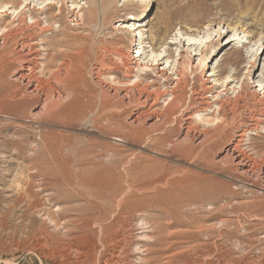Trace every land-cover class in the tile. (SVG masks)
Wrapping results in <instances>:
<instances>
[{"label":"rangeland","instance_id":"rangeland-1","mask_svg":"<svg viewBox=\"0 0 264 264\" xmlns=\"http://www.w3.org/2000/svg\"><path fill=\"white\" fill-rule=\"evenodd\" d=\"M4 1L19 7L23 0ZM28 1L31 4L23 9L25 25L34 29L38 19L43 28L51 27L39 39L56 42L63 41L61 34L78 35L83 38L78 45L88 50L79 60L83 66L79 87L58 107H70L71 115L78 109L72 117L53 114V106L50 110L46 106L47 110L44 103L40 114L30 117L28 107L11 104L15 89L11 72H0V264H264V190L258 188L255 173L240 175L229 162L216 163L213 153L194 149L189 141H177L173 129L178 112L154 129L138 124L127 127L126 120L138 104L121 106L113 94L102 93L109 83L117 86L128 81L111 50L118 45L126 52V46H132L130 51L136 55L139 47L138 37L130 39L133 34L115 27L122 20L141 25L147 46L153 40L146 49L148 57L153 55L152 47L165 49V55L169 47V62L177 61L180 49L188 47L187 41L183 48L167 44L172 38L177 42L192 34L205 40L210 36L215 44L221 26L226 37L248 35L242 52L250 59L228 47L204 69L207 75L222 59L230 68V86H236L240 76L247 75L246 66L257 45H264V0H139L130 4L65 0L59 15L55 3L50 15L58 16L50 21L42 0ZM73 1L95 8L85 27L67 20ZM131 14L136 20L129 19ZM117 37L124 38V44L115 43ZM46 48L50 54L64 49L53 44ZM204 48L208 53V47ZM194 53L192 67L198 62ZM181 58L186 78L198 88L202 68L187 66L189 56L184 51ZM98 60L110 70L102 78V91L89 72ZM191 68L195 69L193 78ZM233 68L238 72L231 76ZM156 71L138 70L128 83L148 82L149 76L163 89ZM250 73L256 83L264 80V51ZM234 93L227 91L230 96ZM76 94L81 102L74 109ZM191 94L189 87L185 95ZM244 112L241 109L236 120L243 119ZM225 129L229 127L221 126L220 137ZM263 131L247 132L244 145L260 160ZM144 247L148 248L143 252ZM140 249L146 253L144 259L138 257Z\"/></svg>","mask_w":264,"mask_h":264},{"label":"bare ground","instance_id":"bare-ground-1","mask_svg":"<svg viewBox=\"0 0 264 264\" xmlns=\"http://www.w3.org/2000/svg\"><path fill=\"white\" fill-rule=\"evenodd\" d=\"M137 1L139 0H122V4H130ZM42 2L45 3L43 12L49 14V21L54 20L55 17L59 15L61 6L67 4L65 0H49L48 2H46V0H42ZM55 3L58 4V15H50V10L53 9ZM29 4L31 3L28 0H23L19 4V7H14L15 5L13 2L4 0L0 1V72H4V75L11 72L9 77L12 80L11 82L14 83L13 87L15 86L14 88L16 89L15 90L13 88L14 93L12 96L14 100H11V104L19 107H28L27 110L29 112V116L32 118L37 114H40L44 104V108L47 109L46 106H49V110L50 107L53 106V114L60 112L61 115L66 118L72 117V115H77L78 109L75 108H77L81 102V100L77 97L78 94H76V98L73 103L75 106H73L75 109L73 110L76 111L74 114H70V107H64V109L62 108L60 110H58V107L60 101L64 99L65 96L74 93L79 87V78L82 77L81 72H83V66H81L79 60L82 56L87 55L88 48L86 49L84 47H80L81 45H78V42H82L83 40V38L78 35L71 36L61 34L63 41L56 42L52 41L53 39L51 40L52 42L50 40L39 39V37L44 35V32L51 30V27L43 28V25L40 26V20L38 19L34 20V26L36 27L34 29L28 28L29 26L25 25L24 12L26 11L23 12V9H25ZM94 11L95 8H93V6L85 8L83 5H80L79 1H73L72 7L67 15V20L73 22L76 27L78 25L85 27ZM10 15L12 16L11 19H5ZM129 19L136 20V17L131 14ZM139 26L141 27L139 24L136 25L135 22L129 25V21L125 22L123 20L115 24L117 29L124 31L127 35L133 34V38L131 37L130 39L136 40L135 37L140 39L136 55H133L132 51H130L132 46H126L129 50L126 49V51L124 49L126 51L124 52L117 45L111 50V52L119 61H121V65L125 69V75L123 76L124 79H128L129 81L131 78L137 77L138 74H136V71L143 69L146 70L150 67L157 70L155 77L163 80V89L160 88V84L157 85L158 82L156 80L150 79L148 76V82L140 79L141 82L136 80L132 83L130 82L131 84H129L128 81H126L117 86H113L109 83L105 86L106 88L103 87L106 90L102 91L103 88L101 87V84L105 82L104 80L102 81V78L107 72H110V70H105L104 68L106 64H103L100 60L94 62L89 69L90 74H92L90 76H93V80L95 82L94 84L99 86L103 94H113L116 103L121 106L138 104L130 112L129 117L126 120V126L133 127L138 124L150 129L157 126L161 122L167 123L171 117L175 116L178 112V119L175 120L176 126L173 129L174 134L177 133V135H175L177 141H180L181 143L184 142V140L189 141L195 145V148L193 147L194 149L198 148V150L200 149L203 152L213 153V155H216V158L214 159L216 163L229 162L235 167V170L240 172V175L241 173H255L259 179V184L256 182L258 184V188L264 190V156H261V160L260 158L257 159L248 151V149L244 148L247 132L254 131V133L257 134V132H261L262 128L264 129V100L262 99L264 97V80L258 81L261 83H256L253 80L254 77H250L252 67H254L257 63V57H259L264 51V45H257L254 57H252L250 64L246 66L247 70L245 71V74L247 75H241L236 81L239 86L236 84V86L231 87L230 81H228L230 68L224 65L222 59H219L207 75H205L207 70L204 72V69L208 66L209 62L211 63V61L217 57L219 53L223 51L225 52L228 47L230 50L233 49L239 57L243 55L244 58L248 57V59H250L251 55L247 56V54H243L242 52V48L245 45L244 43L246 42L248 35L243 34L242 36H239L238 33L234 34L232 37H226L225 33H227V31H222L223 26H221L219 27L218 38L215 41L217 43L215 44L214 40L211 39L210 36L205 37L208 39L205 40L198 39L199 35L192 34V36L186 37L185 39L183 38V41L180 38L177 42L176 38H172L167 42V44H182L181 47L183 48L184 42L187 41L188 47L186 49H180L177 53V61L174 60V62H169V57L172 54L171 51H169V47L166 48V50H168L166 55L162 54L165 52V49L160 50L158 47L159 50L154 51V48L152 47L151 51L153 52V55L151 57L149 56L150 58L148 57L146 49L153 45V40L148 41L147 43H150V45L147 46L145 43L144 32L140 33L142 30L139 29ZM136 31L138 32L134 33ZM211 31H213V29ZM241 33H244V30H241ZM176 35L177 34H174V37H176ZM208 35H211V33H208ZM215 36H217V34ZM201 38H204V35ZM224 39L225 41L223 42ZM249 42L250 41H248V43ZM115 43L124 44V38L117 37L115 39ZM48 44H53V46L59 48L64 47V49H55L56 52L50 54V49L46 48V45ZM159 46L161 47V45ZM191 47L194 48V55H196V60H198V62L193 65L194 67L191 66V59H193V51L190 50ZM204 47H208V53H205ZM183 51L189 56V59H187V66L192 68H202V81L198 88H194L191 80L186 78L182 63L184 61H178L182 59L181 56ZM212 52H214L215 55H210ZM165 57L166 60L163 61ZM107 68L110 69L111 66ZM116 68L120 70L119 66ZM192 68L190 78L195 76L193 74L195 69L193 70ZM232 70L233 74L231 76L237 74V68H233ZM0 75L2 77V74ZM11 82L9 83L12 85ZM189 87L191 88L192 94L187 97L185 94L186 89ZM231 89L235 92L232 96L228 95L229 93L227 94V91ZM162 99L164 100L162 101ZM35 102L38 103L35 104ZM47 102L48 104L46 105ZM161 102L164 103L161 105ZM104 104H109V101H105ZM113 107L115 106L113 105ZM241 109L245 110V117L243 119L240 118V120H236L237 115H240L241 117V114H238L241 112ZM174 119L175 118H173V120ZM121 125H123V123ZM124 126L122 128H124ZM221 126H225V128L229 127V129H225L226 131L224 132L223 137H220L219 135ZM173 141L175 143V140ZM197 152L198 151L196 150V153ZM235 175L237 176V174ZM151 240L152 239L149 241ZM146 248H142L143 252ZM142 250L140 249V254L138 256L140 259H144L146 256V253H141Z\"/></svg>","mask_w":264,"mask_h":264}]
</instances>
